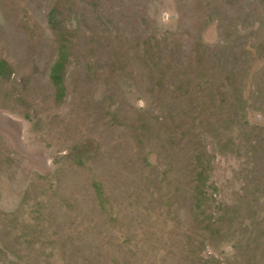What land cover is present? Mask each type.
Here are the masks:
<instances>
[{
	"label": "rangeland",
	"instance_id": "obj_1",
	"mask_svg": "<svg viewBox=\"0 0 264 264\" xmlns=\"http://www.w3.org/2000/svg\"><path fill=\"white\" fill-rule=\"evenodd\" d=\"M0 264H264V0H0Z\"/></svg>",
	"mask_w": 264,
	"mask_h": 264
}]
</instances>
